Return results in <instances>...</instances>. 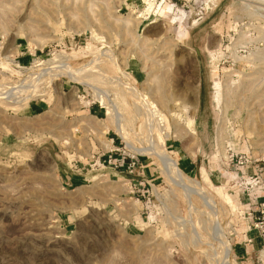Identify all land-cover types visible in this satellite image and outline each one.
<instances>
[{"label": "rangeland", "instance_id": "1", "mask_svg": "<svg viewBox=\"0 0 264 264\" xmlns=\"http://www.w3.org/2000/svg\"><path fill=\"white\" fill-rule=\"evenodd\" d=\"M263 204V2L0 0V264H264Z\"/></svg>", "mask_w": 264, "mask_h": 264}, {"label": "bare ground", "instance_id": "2", "mask_svg": "<svg viewBox=\"0 0 264 264\" xmlns=\"http://www.w3.org/2000/svg\"><path fill=\"white\" fill-rule=\"evenodd\" d=\"M253 1V0H252ZM257 1H263V0H257ZM151 4V3H150ZM153 8V7H152ZM124 23V22H123ZM126 24H129V21H127V22H125ZM125 24V25H126ZM130 25H131V22H130ZM150 59V58H149ZM153 66V65H152ZM68 73H70V72H68ZM72 75L74 76V75H78V74H75V73H72ZM81 75V74H80ZM71 76V75H70ZM82 76V75H81ZM79 78H80V76H78ZM80 80V79H79ZM83 80V79H82ZM84 83V82H83ZM216 86H217V89L219 90L218 91V95H219V97L221 98V96H222V94H221V86H220V83H216ZM134 90V89H133ZM135 91V90H134ZM7 95V94H6ZM5 95V96H6ZM219 101V100H218ZM116 114V113H115ZM119 114V113H118ZM119 116H122V115H119ZM120 119H124L123 118V116L120 118ZM121 126V125H120ZM120 128H122V126L120 127ZM140 151V150H139ZM156 152V151H155ZM158 152V151H157ZM144 153V151H141V154H143ZM146 153V152H145ZM160 153V152H159ZM157 154V155H159V157H160V159H161V161L163 162V164L166 166V168H168V170L169 171H171V168L170 167H173V160L171 159V157L168 155V154H165V153H160V154ZM203 177H204V179L206 180V181H209V176H208V174L204 171L203 172ZM227 182V181H226ZM199 184V183H198ZM199 186V185H198ZM191 188L192 189H197V186L195 187V185H194V187L193 186H191ZM190 188V189H191ZM201 190V189H200ZM223 189H221L220 191H219V193H220V195H222L224 198H225V201H226V203H228V204H232L233 203V200H232V198L229 196V195H225L224 193H223V191H222ZM199 193V192H198ZM202 193V192H201ZM204 193V192H203ZM198 194L199 196L201 195V196H203L204 198V203H206L207 205H209L211 208H212V210L215 212V210H216V208H217V206H216V204H215V201L211 198V197H209V196H207V195H204V194ZM206 193V192H205ZM224 194V195H223ZM206 205V206H207ZM209 206H208V208H209ZM213 211L211 212V213H213ZM216 213V212H215ZM215 219H216V217H215ZM214 222H215V220H214ZM216 223V222H215ZM214 226H216L217 227V229H218V232H217V234L219 233V231H220V226L217 224H213ZM215 228V227H214ZM216 229V228H215ZM216 229V230H217ZM222 231V230H221ZM223 233V232H222ZM219 236L221 237L222 235H220L219 234ZM223 241V240H222Z\"/></svg>", "mask_w": 264, "mask_h": 264}, {"label": "built area", "instance_id": "3", "mask_svg": "<svg viewBox=\"0 0 264 264\" xmlns=\"http://www.w3.org/2000/svg\"><path fill=\"white\" fill-rule=\"evenodd\" d=\"M261 2H263V4H264V0L263 1H261ZM110 163H112V160H110L109 161ZM121 165V164H120ZM115 166H117V165H115ZM122 166V165H121ZM135 166H136V163L134 162L132 165H129L128 166V168L130 167V168H135ZM123 167V166H122ZM261 211H260V213L262 214V215H264V204L261 206Z\"/></svg>", "mask_w": 264, "mask_h": 264}]
</instances>
